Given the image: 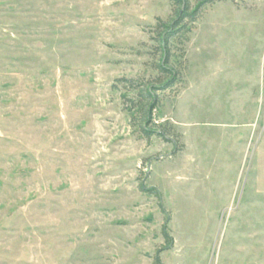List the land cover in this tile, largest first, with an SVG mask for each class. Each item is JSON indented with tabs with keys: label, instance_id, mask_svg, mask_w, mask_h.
<instances>
[{
	"label": "rangeland",
	"instance_id": "obj_1",
	"mask_svg": "<svg viewBox=\"0 0 264 264\" xmlns=\"http://www.w3.org/2000/svg\"><path fill=\"white\" fill-rule=\"evenodd\" d=\"M177 9L0 0V264H264V0H214L172 45L148 140L121 80L161 77Z\"/></svg>",
	"mask_w": 264,
	"mask_h": 264
},
{
	"label": "trees",
	"instance_id": "obj_2",
	"mask_svg": "<svg viewBox=\"0 0 264 264\" xmlns=\"http://www.w3.org/2000/svg\"><path fill=\"white\" fill-rule=\"evenodd\" d=\"M174 5L178 7L176 11V19L170 23H160L156 40L158 42V50L161 54L158 70L161 77L153 83L147 85H138L134 80L122 79L121 81L130 84V88L138 92V99H130L126 95L123 97L130 105L128 110L133 119L138 118L141 121V132L146 139H151L157 135L166 140L170 136V131H162V125L157 127L154 117L158 112L160 101L159 94L170 90L181 82V72L172 66V59L175 58L174 50L178 47H172L177 44L181 47V51L185 53L184 46L189 41L192 32V25L196 23L208 4L214 3V0L198 1L192 7L191 0H173ZM151 126V127H150ZM144 189V188H143ZM148 192L155 194L161 201V195L156 189H150ZM162 206V204H161ZM166 239H170L164 231ZM158 260V258H157Z\"/></svg>",
	"mask_w": 264,
	"mask_h": 264
},
{
	"label": "water",
	"instance_id": "obj_3",
	"mask_svg": "<svg viewBox=\"0 0 264 264\" xmlns=\"http://www.w3.org/2000/svg\"><path fill=\"white\" fill-rule=\"evenodd\" d=\"M149 167H150V165H149Z\"/></svg>",
	"mask_w": 264,
	"mask_h": 264
}]
</instances>
